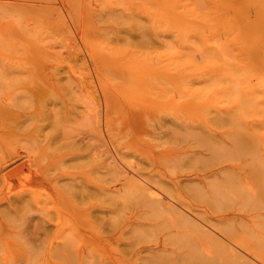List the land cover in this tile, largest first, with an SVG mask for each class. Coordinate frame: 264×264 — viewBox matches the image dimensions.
<instances>
[{"label": "rangeland", "instance_id": "obj_1", "mask_svg": "<svg viewBox=\"0 0 264 264\" xmlns=\"http://www.w3.org/2000/svg\"><path fill=\"white\" fill-rule=\"evenodd\" d=\"M88 1L86 0V3ZM252 1L253 3L251 2L246 10L236 8L238 10L235 9L233 13L235 18L233 19L236 22L232 20V25H223V29L221 24L220 26L219 24L215 25L210 21L211 25L207 21L211 15L216 14L217 10H214V7L211 8L212 12L206 10L205 12H194L193 9L181 10L183 17H187L192 23L178 26L174 22H158L160 18L161 21L169 17L167 11L155 13V20H149L147 15L140 14L139 23L127 22L125 16L129 12L127 14L117 13L111 22L102 23L97 19L96 13L84 9L75 0H0V103L2 106L4 103L10 111V115L8 111L6 112L8 115L5 122L6 127H0V134H4L0 136V165L2 163L3 165L9 164L14 160L9 169H16L20 165L22 167L14 171V175L11 174L6 178L8 182L6 179L3 182L0 179V209H3L4 206L6 208L3 209L4 213L0 210V229H4L0 231V264H15L16 261V264H23L26 259H28L27 264H46L48 260L50 264H53L52 262L57 256L54 247L62 242L60 239L64 235H66L65 238H68L73 233V235H80L75 248L82 249L84 247L85 250H82L85 252L93 249L95 253L98 252L97 254L105 251L108 255L111 252V255H115L118 252L117 249L128 246L126 244L128 242L127 235H130L129 238L139 245L146 243L149 246L161 236V230L153 227L143 229L137 227L138 229L133 230L134 232L128 231L125 240L119 238L118 233L116 234L117 238L112 235V230L110 233L108 232L113 224H123L127 228V225L133 223L134 218L131 211L136 208L137 204L131 200L129 189L126 190L127 188L124 187L125 189L121 188L117 192L109 189L116 183L113 181L112 175L105 172L103 174L105 179L101 181L99 177L102 176L93 174V170L97 166L96 156L90 155L89 159L93 156L95 159L92 160V158V161L88 162V158L87 160L85 158L77 159L75 151L73 152L71 140L76 137L80 138L83 130L84 132L88 131L86 130L87 126L85 129L84 120L74 119L76 115H72L74 114L73 108L76 104L79 106L80 101L89 103V97H91V102L93 101L92 104L90 103L92 106L100 100L98 103L101 104V108L105 107L102 108L104 116L106 115L104 117V139L107 144L105 148L109 150L108 153L111 151V157L118 158V162L125 169L127 167L130 169L133 164H135L134 166L140 163L148 165L151 161L157 160V164L164 162L160 166L161 170L167 174H178L188 168V170L192 168V171L208 169L214 165L227 163L225 161H231L230 163L236 166L238 160L246 158L252 168L262 169L264 174V17L257 14V10L264 4V0ZM115 6L113 4V7ZM250 24L257 27L250 26ZM253 48L254 50H252ZM256 49H261L259 54ZM254 51L257 52L254 53ZM55 76L56 78H54ZM58 77L61 79L59 80ZM32 78L37 83H32ZM73 78L75 79L73 80ZM74 81L76 84L73 87ZM101 84L107 90L105 97L102 96ZM33 89H37L38 92ZM70 89L77 92L71 94ZM85 92L89 96H86L88 99L84 95ZM55 96L62 98L60 101L64 102L63 104L67 108H63L62 103L54 105V100L51 99H55ZM70 96L72 99H69ZM90 104H88L89 107ZM68 113H72L70 115L72 120ZM23 114L31 119H28V124L31 125L23 131L24 133H18L15 129L24 120ZM139 117L141 122L138 121ZM166 118L171 122L164 123ZM179 120L180 122H178ZM159 122L164 124L161 126ZM164 125L167 130L163 135L160 127ZM13 126L15 128L11 129ZM61 135L65 136L63 152L58 151ZM96 141L94 139L90 143ZM137 142L138 144H136ZM139 147H143L144 151L140 152ZM106 149H104V153L107 156ZM117 150L122 151L119 154L120 156L124 155L123 159L117 156L119 152ZM187 153L191 156H188ZM69 154L70 160H66L69 158ZM166 158L169 160L168 163H166ZM61 161L71 162L73 167L85 166L86 162L89 165L96 162L91 166L86 164V166L92 167L85 166L88 172L84 167L81 168L82 170L79 168V171L74 170L75 172L72 170V166L70 167L72 171L67 168L68 177L66 179L70 177L67 182L70 181L74 187L75 184L78 185V182L81 183L78 180L84 182L85 179L84 183L88 188L95 187L99 183L106 186L107 190L103 196L106 200L103 205L107 208L103 214L104 220L96 217L97 213L92 212L93 215H88L91 222L88 221L89 224H86L89 228L81 230L87 220L86 222L85 219L77 220V223L81 222V225L69 217L75 206H77L76 209L80 205L81 208H85L82 207L83 205L86 206L81 203V200L75 199L76 197L79 199V197L75 196L74 190H71V194L75 197L70 195L69 187L66 186L65 189L53 184V178L52 183L42 182L44 179L41 180V178L50 177V175L54 177L57 172L61 171L59 170L63 167ZM49 165L53 170L48 168ZM89 171L93 172H91L93 176L89 177L88 174H91ZM74 177L75 182L71 180ZM105 181H107L106 184ZM37 183L39 184L36 185ZM252 183L247 187L256 185ZM59 188L63 191H60ZM57 189L59 192L56 191ZM245 190L247 191L248 188ZM26 192L30 194V196L26 195L28 197L26 200L31 199L27 202H34L33 205L31 203L28 206L26 202L27 207L25 203H22L21 208L20 206L9 208L6 199L10 195L14 194L11 197L21 193L25 195ZM97 192L96 190L92 191V203L89 204L91 210L93 207H97ZM67 195L74 197L73 199L79 202L76 203L75 200H72L74 204L71 205L70 198L72 197L69 196V198ZM260 195L255 199L252 198L251 203L247 201L246 206L264 209V193ZM61 196L66 202L68 200L70 205L65 202L62 205ZM75 203L81 204L78 206ZM34 204H37L38 207H34ZM42 204L45 209L42 208ZM65 205L71 206L70 211ZM112 208H114L113 211ZM32 209L36 210L33 212ZM8 210L11 211L10 215ZM35 212L38 214L35 215ZM45 213L46 215L50 213L53 216L63 213V215H67V222L64 221L65 223L62 225L66 230H62L63 227L59 224L58 228L56 225V227H51L48 234L39 233V231V234L34 233L37 228L32 225L38 222L41 225L44 220L39 214L44 216ZM7 216L10 218L7 219ZM25 216H28L27 219ZM40 218L43 221H40ZM126 220L127 222L124 223ZM24 221L26 224L33 223L31 224L33 228L28 226L25 229L27 225L24 224L23 227L21 224L25 223ZM96 221L100 222L97 224ZM137 221L142 222L143 220L138 219ZM104 222L106 226H104ZM250 223L256 226L253 225L254 228L252 227L251 230L255 229V233L264 235V215L261 218H254V221ZM11 224L15 227H10ZM134 224L136 226L135 222ZM103 226L104 228H102ZM59 229L63 234L58 233ZM5 231H8L7 233L10 231V233L7 235ZM78 231H85L86 235L75 234ZM86 232H90L91 237ZM4 233L6 234L3 235ZM18 233H22L23 236ZM25 236L26 238L28 236L29 240L28 238L25 240ZM101 236V242L104 240L103 244L99 243ZM103 236L115 240L105 242L106 239H103ZM32 238L33 240L30 241ZM253 238L256 239V237L250 239L254 241ZM263 249L264 246L262 248L264 252ZM21 250L25 253L24 257H21L24 255L20 252ZM170 254L171 256L168 255L170 260L167 255V257H162L163 262L166 259L169 261L175 259L174 253ZM125 256L129 257L127 258L129 260L122 264H131V262L133 264L135 261L134 264H138L137 257L129 256L126 253ZM21 258L23 263L19 260ZM177 259L181 258L177 257ZM140 260L141 264L143 261H145L143 264H148V261H151L148 258L147 260L140 258ZM48 262L47 264H49ZM58 262L59 264H78L67 256L63 258L62 262L60 260ZM185 263L186 261H184Z\"/></svg>", "mask_w": 264, "mask_h": 264}, {"label": "bare ground", "instance_id": "obj_2", "mask_svg": "<svg viewBox=\"0 0 264 264\" xmlns=\"http://www.w3.org/2000/svg\"><path fill=\"white\" fill-rule=\"evenodd\" d=\"M75 1L80 6H82L84 9L88 10L89 12L96 13L97 19L102 23L111 22L114 19V17L117 16V13L121 14L124 12V14H127L129 12L127 14V16H125V19L127 20V22L128 23L129 22L130 23H133V22L139 23L140 19H138V18L140 17V14L141 15L142 14L147 15V18L149 20H155V16H154L155 13L167 11V13L171 12V15H169V13H168L167 15L169 17L166 16L167 19L160 21V19H161L160 18L158 22H169V23L174 22L178 26H180L181 24L187 25V23H192L190 21V19H188L187 17L186 18L183 17V15L181 14V10L193 9L194 12H198V11L205 12V10L206 11L213 10L211 8L214 7V10H217V12L214 16L209 15L210 17L207 21H209L208 23L213 22V23H215V25L219 24V26L221 24L223 29H224L223 25H232L231 24L232 20L234 22H236V20H234L235 18L233 15L236 8H239V9L241 8L243 10H246L247 7L250 6L251 2L253 3L252 0H89L88 3H86V0H75ZM113 4L116 5L115 6L116 8L113 7ZM119 9H121L122 11L120 12ZM236 10H238V9H236ZM257 11H258L257 14L259 16L264 17V4L261 5ZM181 16H182V18H181ZM198 17L200 18L201 16H198ZM196 20L198 21V19H196ZM199 22H200V20H199ZM211 25H212V23H211ZM250 26H254V24H250ZM225 27H230V26H225ZM254 27H257V26H254ZM231 28H233V27H231ZM251 30H253V29L251 28ZM252 50H254V48ZM256 50H258V54L261 51V49L260 50L256 49ZM255 52H257V51H254V53ZM40 75H38V76H39V78L42 79V77H40ZM44 77H46V76H44ZM54 78H56V76ZM68 78H69V76H68ZM32 79H33L32 83H37V81L35 82L34 78H32ZM48 79H47V81H48ZM60 79H61V77L59 78V80ZM74 79L75 78H73V80ZM83 79H85V78H83ZM52 80H54V79H52ZM41 84H43V83H41ZM74 84H76V81L73 82V84H72L73 87H74ZM102 86L103 85L101 84V88H103V91H102L103 95L102 96L105 97L107 90H105L104 86L103 87ZM37 89H33V90H37ZM53 89H55V88H53ZM73 90H71V94L74 92H77V91H75V90L73 91ZM87 90H90V89H87ZM46 91H48V90L46 89ZM26 92L28 93L27 90H26ZM37 92H38V90H37ZM79 93H76V94H79ZM87 93L84 94L85 97L86 96L89 97L87 95ZM90 93H92V92H90ZM79 95L83 96L81 94H79ZM31 96H32V94H31ZM60 96L63 98L62 95H60ZM45 98H46V96H45ZM48 98H50V97H48ZM48 98H47V100H48ZM54 98L55 99H51V100H54V105L57 106V105H60L62 103L60 101V100H62V98H59L56 96ZM67 98H68V94H67ZM78 98H76V100H78ZM89 98H90L89 103L86 101H83V103H82L80 101L81 104L79 103L78 104L79 106H77V104L76 105L73 104L74 108L72 106L74 114H72V113L71 114L74 116L76 115V118L74 117V119H76L78 121L84 120L83 122L85 124L84 125L85 129H86V126L88 128V129H86L88 131L85 130L86 132H84V130H83L84 133L80 131L82 133L80 138L76 137V138L71 140L70 144L73 145V148H74L73 152L75 151L74 153H75L77 159L85 158L87 160L88 157L90 158V155L96 156L95 158H96L97 166H96V169H94L95 171L93 170L94 173L92 171L91 172L95 175L97 174V175L102 176V177H99V178H101V181H103V179H105V178H103L104 177L103 174H105V172L112 175L113 181H115L116 183L114 186L111 185L113 187H109V189L113 192H117V190L124 188V187L127 188L126 190L129 189L130 192L129 191L128 192L131 194V197H130L131 200L136 202V204H137L136 208L132 209V211H131V214L133 215V218H134L133 221L136 223V226H135L134 222L127 225L128 226L127 228L124 227L123 224L122 225L121 224H113L109 228L108 232L110 233V230H112V235L116 236V234L118 233V237L124 239L126 237L128 231H130V232H131V230L136 231L138 229L137 227H139L141 229H143L145 227L146 228L147 227H149V228L153 227V228H158L161 230V233H160L161 236L159 238L157 237L158 240H155V243H152L149 246L146 243L139 245V243L134 242L133 239L129 238L130 235H127L128 242L126 244L128 245L127 246L128 248L127 247H126L127 249L125 247H122L121 249L119 248V249H117L118 250L117 254L111 255L112 254V252H111V254L108 255V253H106L105 251H102L103 252L102 253L100 251L101 249L99 250L101 252V254H97L98 252L95 253V251L93 249H91L92 251L86 250L87 252H85L84 247L82 248L84 250H82L81 248L79 249V247H78V249L75 248V247H77L76 245H78L76 241H78L80 235H73L74 233L71 235L70 233H68V235H71L70 237L65 238L66 235H64V237L62 239H60L62 241L60 244H57V246L55 245L56 247L52 246V247L56 248L55 251H56V255H57V256H55L56 258L51 256L52 258L55 259L52 262L53 264H59L58 261L60 260L62 262V260L65 256H67L71 261L77 262L78 264H87V263H91V264H96V263L97 264H122V262H127L129 260V259H127L129 257H126L125 253L129 256H132L135 258L137 257L136 259H139L138 264L141 261L140 258H144L146 260H147V258L150 259L151 261H148L150 264H184V261H186L185 264H187V263L188 264H193V263H197V264H264V252L262 251V248L264 246V235L255 233L254 232V231H256L255 229L251 230V228L253 227L254 224L250 223V222H253L254 218H256V217L261 218L264 215V209H258V208H256V206H254L255 208L254 207L248 208L249 206L248 205H247L248 207L246 206L247 201L251 203L252 198L255 199L256 197H259L258 195H260L261 193H264V174L262 172L263 171L262 169H254V167L252 168L251 164L248 163V159H246V158H244V159L241 158L240 161L238 160V164H236V166L232 165L230 163L231 161H225L227 163H223L221 165L220 164L214 165L208 169H204V170H200V171H192V168H191V170H188L189 169L188 168V169H186V171H184L182 173L178 172V174H173V173L167 174L165 171L160 169L161 164L163 165V163H164L163 162L164 159L160 160L163 162V163L159 162L160 164H157L158 163L157 160H153L148 165H144V164L140 163L139 165L134 166L135 164H133V167H131L130 169H128L129 167H127V169H125L124 167L121 166L120 162H118L119 161L118 158H114V156H112L113 157L112 158L111 154H110L111 151H110V153H108L109 150H107L105 148V146H107L106 140L104 139L105 138V136H104V125H105L104 117L106 115L104 116L105 113L102 110V108H105V107L101 108V104L98 103L100 100H98V102L96 104H93V106H92L91 104L93 103V101L91 102V97H89ZM69 99H72L71 96L69 97ZM94 99L96 100V98H94ZM80 100H83V99L80 98ZM2 104L4 107L0 103V121L2 124L0 127L5 128L6 127L5 122L7 120L6 117L8 116V115H6L7 114L6 112L8 111V113L10 115V111L7 109V107L5 106L4 103H2ZM68 104H70V103H68ZM88 104L91 105L90 106L91 108L88 106ZM82 105H84V106H82ZM64 107L65 106L63 104V108ZM65 108H67V107H65ZM68 108H70V107H68ZM63 111H65V110H63ZM70 111H71V109H70ZM24 114H23L24 120L23 121L21 120L22 121L21 125L17 124L18 127H16L17 129H15L16 132H18V133H20V132L24 133L23 131H25L27 128H29V125H31V124H28V121H29L28 119H30V118H28ZM65 114H67V113H65ZM68 114L70 117L71 114L70 113H68ZM106 114H107V112H106ZM11 115H12V113H11ZM45 120H47V117H45ZM70 120H72L71 117H70ZM139 120L141 122L140 117L138 118V121ZM180 120H181V118H180ZM180 120L178 122H180ZM167 121H170V120L168 118H166V121H164V123H166ZM164 123L161 122L160 123L161 126ZM84 126H82V127L84 128ZM180 126L182 127V124H180ZM126 127H127V125H126ZM12 128L14 129L15 127L13 126V127H11V129ZM83 128H81V129H83ZM165 128H166L165 125L163 127H160L161 133L163 135L165 134V132L167 130ZM163 129H165V131H162ZM3 135H4L3 133L0 134V136H3ZM160 138H162L161 135H160ZM94 139H96L97 141L95 143H90V141L94 140ZM64 140H65V136L61 135L60 140H59V148H58L59 152H63L62 148H64V145H65ZM222 140H223V138H222ZM136 144H138V142ZM116 146H118V145H116ZM134 146H135V144H134ZM75 147H77V148H75ZM124 147L125 146L123 145V148ZM114 148L116 150L115 146H114ZM142 148L143 147H141V148L139 147L138 150H140V152H143L144 148L143 149ZM104 149H106V152L108 151L107 156L105 155L106 153H104ZM117 149L121 150V148H119V147H117ZM115 150H114V152H115ZM135 150H137V149H135ZM118 151L119 150H117V152ZM121 152L119 151L118 154L119 153L121 154ZM123 153H124V150H123ZM162 153H164V152H162ZM70 154H72V153H70ZM70 154H69V158H66V160L67 159L70 160ZM103 154H104V156H103ZM109 154H110V157H109ZM115 154H116V152H115ZM118 154H117V156L119 157L120 154L119 155ZM187 154H188V156H191L189 153H187ZM146 155H147V153H146ZM94 156L91 157V159L93 158L92 160L95 159ZM123 156H120V157L122 158ZM72 157H74V156L72 155ZM16 158H18V157H16ZM91 159H89L88 162ZM159 159H160V157H159ZM165 160L164 161L166 163H168L169 160L167 158ZM13 161H10V163L6 164V165L5 164L3 165V163H2V165H0V179L2 180V182L7 177H9L11 174H13L14 171H17L20 168H22L20 165V167H17L16 169H9L10 166L12 165ZM96 162L94 161L93 163L96 164ZM56 163H57V161H56ZM70 163H66L63 161L61 163V166H63V167H61V169H59V170H61L60 172H57V174L55 173L56 175L54 174L55 175L54 177H51V175L47 173L48 175H50V177L44 176L45 178H41V180L44 179L42 182L47 184L48 182H51L52 178H53V180H54L53 184L55 183L56 186L59 185L60 187H64L65 189H66V186H67V188L69 187L70 195H72V196H74V195L71 194V190H74L73 193L75 194V196L79 197V199L77 197L75 199L79 200V201L81 200V203L85 204L86 206H84L82 204L83 205L82 207H85V208H81V205H80L81 203L79 204L80 205L79 206L78 204H76L79 201L76 202V200L73 199L75 196L72 197L70 195H67L68 197L69 196L72 197V198L69 197L71 203H72V200H75L74 201V202H76L75 204L79 206L77 209H76L77 206H75V209L71 211V213L69 214V217L76 220L75 223H77V220H84L85 219V222L87 220V223H84L83 225L81 224V222H79L83 226L81 229V230H83V228L86 229V227H88L87 226L89 224L88 221L91 222L90 221L91 219H89L90 216H88V215L92 214V212L97 213L96 217H98V218L100 217L101 220L105 219L103 214L105 213L107 208H105V206L103 205L104 201H106L103 196H104L105 191L107 189H106V186H104L102 183H99L95 187L88 188L86 186V183H84L86 181V179L84 182H82L81 180H78L81 183L78 182V185L75 184L76 186L74 187V184L70 183V181L67 182V180H70V177H69V179H66L68 177L67 176V170H68L67 168L70 169V167L72 166L71 168H73L72 170L74 171L76 169L78 170L79 168H80L79 170H82L84 167V169L87 171V169L85 168L86 164L88 166H91L93 163L89 165V163L86 162L85 166H82V167L81 166L73 167V164L71 163L72 164L71 165ZM50 166L51 165H49L48 168H50ZM55 166H56V164H55ZM58 166H59V164H58ZM88 166H86V167H88ZM123 166H124V164H123ZM88 168H92V167H88ZM258 168H260V167H258ZM50 169H52V168H50ZM44 170H45V168H44ZM89 170H91V169H89ZM51 171H49V172H51ZM42 172H44V171H42ZM46 172H48V171H46ZM92 173L88 174L89 177H90V175L93 176ZM88 175H86V176L88 177ZM95 175H94V177H95ZM72 178H71V180H74V182H75V177H74V179H72ZM39 179H40V177H39ZM6 181H7V179H6ZM106 182L107 181H105L104 183L106 184ZM250 183H252V184L255 183L256 185H254L253 187H251V186L247 187V185ZM38 184L39 183H37L36 185H38ZM70 184H72L73 186ZM261 185H263V186L261 187ZM32 187L34 188L33 185H32ZM73 188H75V189H73ZM245 188H248V190L246 191ZM59 190L63 191L60 188H59ZM93 190L98 191L97 192L98 197L96 198L97 199V204H96L97 207L95 206L96 208L93 207V209L91 210L89 207V204L91 202V196H92ZM33 191H34V189H33ZM56 191H58V189ZM28 194L29 193H27V192L25 195L22 193L18 194V195L15 194L16 196H14V197H11L14 194L10 195L6 199V202L8 203L7 205L9 206V208H18V206H20L22 203L23 204L25 203V205H26V202L31 200L30 198H29V200H26V199H28V197L26 196ZM68 194H69V192H68ZM29 196H30V194H29ZM51 198H54V197H51ZM63 198L64 197L61 196L62 200H63ZM44 200H46V199H44ZM33 201H35V200H33ZM39 201H41V200H39ZM132 201H130V202H132ZM63 202H65V204H67L69 201L68 200H67V202L65 200L61 201L62 205H63ZM31 203L27 202V205L28 204L31 205ZM33 203H32V205H33ZM59 203H60V200H59ZM95 203H96V201H95ZM243 203L245 204V207H244ZM43 204H42V208L45 207V206H43ZM73 204L74 203H72L71 205H73ZM105 204L107 205V203H105ZM131 204H133V203H131ZM27 205H26V207H27ZM34 205H35L34 207H38V205L41 206L40 203H38V205L37 204H34ZM67 205H70V204L68 203ZM67 205H65V207H67ZM128 205H130V204H128ZM26 207H24V208H26ZM20 208H21V206H20ZM67 208H68L67 210L70 211L71 206H69ZM129 208L131 209V206ZM3 209H6L5 206L3 207ZM3 209H0V210H2L4 213L5 210H3ZM43 209H45V208H43ZM113 209L114 208H112L111 210L113 211ZM34 210H36V209H34ZM34 210L32 209L31 211L34 212ZM109 210H110V208H109ZM109 210H107V211L109 212ZM16 211H17V209H16ZM40 211H42V209ZM58 211H59V209H58ZM8 212H9V210H8ZM8 212H6V213H8ZM33 212H31V213H33ZM59 212H61V211H59ZM10 213H11V211L9 212V215H10ZM43 213H44V211H43ZM36 214H38V213L35 212V215ZM55 214H57V213L55 212ZM63 214H59L58 216L50 215V213H49V215H46V213H45L44 216H43V214H39L40 216H42V219L44 221L40 218L41 219L40 221H43V223L41 222L42 223L41 225H39L40 224L39 222L37 224L31 223V224H33L32 226L35 225V228H37V229H35L34 233L36 232L37 234H39L41 232L44 234H48L50 232V230L52 229L51 227H54L55 225L59 226V224L62 226L65 223L64 221L67 220V218H66L67 215H63ZM6 215H8V214H6ZM27 217H26V219H27ZM86 217H88V218H86ZM6 218L9 219L10 217L7 216ZM138 219H140L141 221L143 220V221L139 222V221H137ZM29 222H30V220H29ZM31 222H34V221H31ZM35 222H36V220H35ZM96 222L98 224V222H100V221H96ZM125 222H127V220L124 221V223ZM79 223H77V224H79ZM260 223H262V222H260ZM21 224H23L22 226L24 227V224H26V222L25 223L22 222ZM28 224H26L27 226H25V229L28 226L33 228L31 226V224H29V225ZM67 225H69V224H67ZM100 225H98V226H100ZM9 226L12 228L15 227V226H12V224ZM58 226H57V228H58ZM69 226H71V225H69ZM104 226H106V223L104 224ZM104 226L102 228H104ZM133 226H135V227H133ZM10 227H9V229H10ZM62 227H61L62 230H64L65 227L64 226H62ZM74 228H76V227H74ZM27 229H29V228H27ZM2 230H4V229H0V231H2ZM23 230H24V228H23ZM59 230H57V231H59ZM78 230H80V229H78ZM38 231H39V233H38ZM94 232L96 233V231H94ZM6 233H4L3 235H5ZM9 233H10V231H9ZM9 233H7V235ZM58 233L60 234V233H62V231L60 230ZM82 233L84 235H86L85 231L84 232L78 231L75 234H82ZM86 233H88V232H86ZM89 233H88V235H90ZM18 234L20 236L22 235V233L21 234L18 233ZM84 235H83V237L85 238ZM102 235H103V233H102ZM34 236H33V238H34ZM0 237H1V235H0ZM29 237H32V235L31 236L29 235ZM76 237H77V239H75ZM90 237H91V235H90ZM92 237H93V235H92ZM103 237H104L103 239H106L105 242H109L112 239H113L112 241L115 240L114 238L110 239L107 236H103ZM252 237H256V239L253 238L254 239V241H253L250 239ZM27 238H28V236H27ZM27 238H26V236L24 237L25 240H27ZM33 238L30 239V241L33 240ZM101 238H102V236L100 237V239ZM116 238H117V236H116ZM34 239H36V237ZM28 240H29V238H28ZM37 240H38V238H37ZM96 240H98V237ZM119 240H121V239H119ZM38 241H40V240H38ZM101 241H102V239L99 240V243L103 244L104 240H103V242H101ZM117 242H118V240H117ZM28 243H30V242H28ZM35 243H37V242L35 241ZM35 243H33V244H35ZM140 243H141V241H140ZM96 244H98V242ZM126 244H124V245H126ZM19 245L21 246L20 243H19ZM79 245L82 247L81 244H79ZM22 246L25 247V245H22ZM18 248H20V247H18ZM18 248H16V249H18ZM20 249H22V248H20ZM20 249H18V250H20ZM20 252L24 253L22 250ZM170 253H174L175 259L172 261H169L170 260L169 256H171ZM16 254L18 255V252ZM166 255L167 256L169 255V256L167 257ZM186 255H188V256H186ZM24 256H25V253L21 257H24ZM163 256H166L169 260H167L164 257L166 259V261L163 262L164 261V260H162ZM177 257H180L181 259H177ZM2 260H3V258H2ZM19 260H21V262L23 263L22 258ZM27 260L28 259H26L25 260L26 262L23 264H27V262H28ZM15 261H16V258H15ZM16 262H15V264H16ZM47 262H46V264H47ZM143 263H145V261H143ZM28 264H30V263H28ZM131 264H132V262H131Z\"/></svg>", "mask_w": 264, "mask_h": 264}]
</instances>
